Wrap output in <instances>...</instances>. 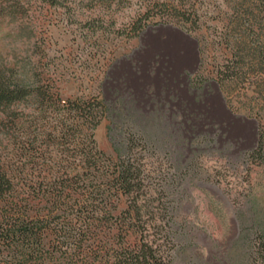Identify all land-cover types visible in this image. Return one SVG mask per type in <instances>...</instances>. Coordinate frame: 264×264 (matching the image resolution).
Returning <instances> with one entry per match:
<instances>
[{
  "label": "rangeland",
  "instance_id": "374dc122",
  "mask_svg": "<svg viewBox=\"0 0 264 264\" xmlns=\"http://www.w3.org/2000/svg\"><path fill=\"white\" fill-rule=\"evenodd\" d=\"M13 1L0 73L47 100L9 109L18 127L4 117L0 162L25 140L19 123L45 125L40 143L67 162L84 151L101 174L115 176L119 159L141 166V188L109 219L141 226L169 264H264L263 0ZM170 226L181 240L159 231Z\"/></svg>",
  "mask_w": 264,
  "mask_h": 264
},
{
  "label": "trees",
  "instance_id": "16d2710c",
  "mask_svg": "<svg viewBox=\"0 0 264 264\" xmlns=\"http://www.w3.org/2000/svg\"><path fill=\"white\" fill-rule=\"evenodd\" d=\"M13 3V0H0V20L8 9L11 12L19 9V2ZM245 12L249 21H256L251 10ZM142 29L140 26L135 33ZM45 93L42 87L32 91L22 82H14L5 72L0 73V127L7 126L4 122L7 116L14 123L13 128H17V115L9 109L27 102L30 96L42 104L47 100ZM79 111L86 121L96 119L90 109ZM27 125L19 123L18 132L25 140L16 146L11 159L0 162V264H169L173 261L165 253L159 254L150 242H143L141 226L114 224L109 219L114 203L123 195L134 198V190L141 188L142 168L137 162L119 159L115 176L107 171L101 174L91 152L82 151L80 158L76 155L73 162H67L57 153L58 145L40 143V137L50 136L45 125L39 126L38 132ZM70 128L61 123L54 131L63 136ZM64 151L68 155L69 151ZM134 207L128 212L138 218L141 209ZM164 212L168 214L169 209ZM257 221L262 227L257 250L264 257V222L258 218ZM159 231L168 241L182 239L174 226Z\"/></svg>",
  "mask_w": 264,
  "mask_h": 264
},
{
  "label": "water",
  "instance_id": "95a60500",
  "mask_svg": "<svg viewBox=\"0 0 264 264\" xmlns=\"http://www.w3.org/2000/svg\"><path fill=\"white\" fill-rule=\"evenodd\" d=\"M173 31H176L175 29H172Z\"/></svg>",
  "mask_w": 264,
  "mask_h": 264
}]
</instances>
